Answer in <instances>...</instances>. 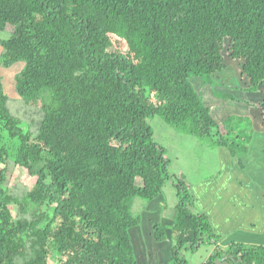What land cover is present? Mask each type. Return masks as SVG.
<instances>
[{
    "label": "trees",
    "instance_id": "obj_1",
    "mask_svg": "<svg viewBox=\"0 0 264 264\" xmlns=\"http://www.w3.org/2000/svg\"><path fill=\"white\" fill-rule=\"evenodd\" d=\"M8 26L2 61L24 63L15 89L39 117L13 115L0 81V132L15 143L0 146V264H143L154 247L168 250L164 264H186L216 234L148 119L157 113L246 167L252 129H264V0H0V32ZM227 67L249 111L231 115L232 130L190 82L236 102L210 85ZM10 159L33 177L16 195L4 187ZM223 248L205 264H264L263 244Z\"/></svg>",
    "mask_w": 264,
    "mask_h": 264
},
{
    "label": "rangeland",
    "instance_id": "obj_2",
    "mask_svg": "<svg viewBox=\"0 0 264 264\" xmlns=\"http://www.w3.org/2000/svg\"><path fill=\"white\" fill-rule=\"evenodd\" d=\"M11 28V26H8L6 31L0 32V38H7L10 35L9 31ZM2 50L3 48L0 46V81L3 91L8 99L7 106L9 111L15 116L22 114L21 116H25V119L31 116H33L34 119H37L39 114L36 112V107L26 106L22 98L17 95V91L15 89V77L23 69L24 63L22 61H17L10 66H6L2 61ZM210 77L212 79L210 85L213 86V88L214 86H218L216 87L215 92L226 91L227 93H232L235 95L234 98H236L237 101L235 103H227L223 102L219 98H214L211 87H208L207 85L202 86L200 78H191L190 82L197 92L202 94L201 97L203 98L204 102H206V104L212 108L211 114L214 115L215 121H217L218 124L223 123L226 117H231L229 121H226L224 128L227 129L230 126L232 130V122L234 121V117L231 115H234L235 113L236 115L240 114L239 111H236V109L239 105L241 106V102L244 100V93L239 91V82L235 77L233 70L229 67L212 74ZM225 87H228V89H225ZM148 122L153 129V139L162 144L167 150L169 171L174 173L178 179L184 181L187 184L191 195L194 197L195 203H198V208L207 215L210 224L213 226V232L218 235L212 238L215 239V242H212V239H208V237L206 239L205 237L197 252L191 253L188 251L186 253V264H204L206 258H208L213 253L212 248L214 245H225L220 239L224 235L221 231V228L225 226L223 224V220L225 224H227V228L233 229H238V224H243V222H245L241 219L233 222L234 215L237 214L233 211L237 209V204L240 202L239 200H241V197L237 195L228 196L227 199L233 202V210H227L225 207H222L223 203L220 202L217 195L220 194L223 189H226L227 192L236 191V189H239L242 195L251 196L252 187L254 184L257 187L264 189V186H261L264 183V180H261L258 175H251L248 173L246 174V172L237 173L244 177L242 182L243 186H240L237 177L238 175L232 173H234V170H240V167L242 166L240 165L241 162H235V159L232 161L234 162L233 166L235 169L231 164L228 166L225 165L223 163L222 156V151L224 150L219 149V147L211 146L210 143H208L205 139H201L195 134L178 131L169 125L157 113L150 117ZM256 122V119L251 117H249L247 121L243 122V124H245L244 126L245 130H247V133H249L248 130H251L250 127L255 125L254 123ZM35 124L36 122L34 123L33 127H35ZM244 126L242 125V127ZM238 132L240 133L233 134H242L241 127ZM253 133H256L255 139L258 141L261 138L262 133H264V129L255 126L254 129H252V134ZM234 137L237 140V137ZM236 140H233L234 144L237 142ZM3 145L8 147L11 153L14 152L15 143L6 135L5 131L0 132V146ZM248 148H250V146H248ZM251 154L252 153H249L244 156L242 158L243 161L249 160V158H251ZM6 166L8 175L4 187L9 192H11L13 195H16L17 193L22 192L21 190L23 189V186L27 188L31 187L33 184V177L28 175L26 169L17 165L12 159L6 161ZM251 176L253 178V183L248 180V178ZM168 187H171V184L169 185L166 183L164 187L166 192V205H164V207L168 206V209L164 213V219H169L171 208L176 202V196L172 193L171 188ZM215 190L216 193H214ZM255 192L257 194L259 190H255ZM199 193L202 194L203 198L199 196ZM226 194L227 193H221L222 198L225 197ZM257 198L261 200L264 206V193H260ZM136 200L142 199L136 198ZM139 203L146 204L147 202L142 200V202ZM133 206V212L138 214V211L141 209L140 205L136 204L135 207ZM10 208L14 216L16 213L15 206L12 205ZM258 213L261 215L260 210H258ZM253 224H255V222H253ZM249 227H251V230L257 229V226ZM241 230L243 231L245 229L241 228ZM252 244H264V236L257 238V240H253ZM223 249H225V247ZM155 251L159 255V257L157 256L158 258H163V253L159 251V249L155 248ZM157 254H155V256ZM166 254L169 256L168 250H166ZM223 262L225 261L220 259L219 261H214L212 264H223Z\"/></svg>",
    "mask_w": 264,
    "mask_h": 264
},
{
    "label": "crops",
    "instance_id": "obj_3",
    "mask_svg": "<svg viewBox=\"0 0 264 264\" xmlns=\"http://www.w3.org/2000/svg\"><path fill=\"white\" fill-rule=\"evenodd\" d=\"M242 103L243 102H241V106L239 105L237 107L236 111H239V113L241 115H248L249 116V111H248L247 107ZM211 110H212V108L210 109V113H211ZM240 111H243V112H240ZM211 115L215 119L214 115L213 114H211ZM234 115H236V113ZM255 131H258V130H255ZM255 137H256V133H253L252 138L250 140V143L248 144V146H250V148H248V150H249L248 154L249 153H252V154L250 155L251 158H249V160H246V167L241 169V167H242L241 166L240 170H234V173H232V174L246 172V174L248 173L251 175H258L261 180L262 179L264 180V133H262V136L258 141L255 139ZM222 156H223V163L227 166L229 164H231L232 167L234 168V166H233L234 162H232L233 158H231L228 154H224V153L222 154ZM235 160H236L235 162H237V159H235ZM237 175H238L237 177H238V181H239L240 186H243L242 182H243L244 177H242L239 174H237ZM248 180H250L253 183L252 176L250 178H248ZM261 186H264V183ZM255 190H259V192L256 194ZM214 193H216V190ZM221 193H227V194L225 195V197L222 198ZM221 193L218 194L217 196H218L220 202L223 203L222 207H225L227 210H233V204H232L233 202H231L227 199L228 196H236L237 195V196L241 197V200H239L240 202L237 204V209L233 211L234 213H237L234 215L233 222L238 221L240 219L245 221V222H243V224L239 223L238 229H233V228H227V224H225V222L223 220V224L225 226H223L221 228V231L223 232L224 235L220 239L222 240V243H224L225 245H223L221 242L220 243L224 247H226V245L230 244L231 242H244L247 244H251V243H253V240H257V238L264 236V206H263L261 200H259L257 198L260 193H264V189L259 188L254 184L252 187L251 196L242 195L239 189H236V191H229V192H227L226 189H223ZM199 196L203 198L202 194H200V193H199ZM243 202H245V203H243ZM196 205L198 207L197 202H196ZM258 210L261 211V215L258 213ZM255 217H257V218H255ZM253 222H255V224H253ZM249 226H252V227L257 226V229L251 230V227H249ZM211 227L213 229L212 225H211ZM241 228H244L245 230L242 231ZM247 234H249V235H247ZM212 242H215V239H212ZM211 244H213V243H211ZM155 248L158 249L157 247H154L153 252H152V256L148 257L143 262V264H164V259L166 260V257H168V255L166 254V250H164L165 252L161 251L163 253V258L160 259V258H158L159 255L155 251ZM155 254H157V255L155 256Z\"/></svg>",
    "mask_w": 264,
    "mask_h": 264
},
{
    "label": "clouds",
    "instance_id": "obj_4",
    "mask_svg": "<svg viewBox=\"0 0 264 264\" xmlns=\"http://www.w3.org/2000/svg\"><path fill=\"white\" fill-rule=\"evenodd\" d=\"M195 77H196V76H192L191 78H195ZM191 78H190V79H191ZM197 78H199V77H197ZM202 99H203V98H202ZM203 101H204V100H203ZM208 106H209V105H208ZM210 114H211V113H210ZM212 117H213V116H212ZM225 119H226V118H225ZM225 119H224V120H225ZM216 122H217V121H216ZM228 245H229V244H228ZM228 245H226V247H228ZM257 245H258V244H257ZM263 245H264V244H263ZM226 247H225V248H226ZM214 248H215V245H214V247H213V249H212V252L214 251ZM223 250H225V249H223ZM223 253H225V251H224ZM222 255H224V254H222ZM207 259H208V258H206V261H207ZM222 259H223V257H222ZM204 260H205V259H204ZM206 261H205V263H206ZM205 263H204V264H205ZM223 264H224V262H223Z\"/></svg>",
    "mask_w": 264,
    "mask_h": 264
}]
</instances>
